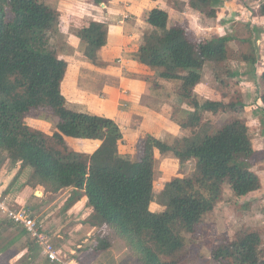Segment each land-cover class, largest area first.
<instances>
[{
    "label": "trees",
    "instance_id": "1",
    "mask_svg": "<svg viewBox=\"0 0 264 264\" xmlns=\"http://www.w3.org/2000/svg\"><path fill=\"white\" fill-rule=\"evenodd\" d=\"M222 3L188 0V6L210 18L216 16ZM258 12L264 15V2ZM57 16L43 0H0V154L5 162L18 165L17 172L25 166L32 168L29 185H42L55 194L69 187L77 199L83 194L95 227L91 241L79 248L89 261L118 238L128 251L130 264H179L178 255L185 246L181 232L195 231L219 200L223 183L236 196L260 187L259 175L249 162L254 148L247 124L241 118H231L210 131L201 128L199 135L179 139L173 145L146 134L139 140L136 158L120 154L122 130L117 121L65 105L59 85L67 64L50 43ZM144 19L149 29L135 56L157 67L159 77L180 80L179 95L188 100L206 70L209 82L216 80L215 67L228 57L231 34L193 32L188 22L170 17L157 6L148 9ZM77 34L87 46L88 57L105 43L104 25L95 20L80 25ZM255 60V56L246 60L251 68L245 74L263 87L258 103L264 111V69L257 74ZM226 73L230 77L238 74L235 70ZM192 105L197 111L213 112L233 106L210 99L199 103L195 98ZM34 108L56 116V129L51 134L25 121ZM191 118L198 116L185 110L181 120L188 125ZM65 136L98 139L99 144L92 152L76 151L66 143ZM154 150L159 157L172 154L179 167L192 161L188 174L172 177L157 194ZM72 194L69 204L74 200ZM152 201L164 205V210H152ZM1 232H7V236H3L0 252L28 234L4 216L0 218ZM260 242L257 231H246L227 245L216 247L212 256L232 258V264H264ZM26 244L30 255L36 251L33 240ZM44 259L46 264H55Z\"/></svg>",
    "mask_w": 264,
    "mask_h": 264
},
{
    "label": "crops",
    "instance_id": "2",
    "mask_svg": "<svg viewBox=\"0 0 264 264\" xmlns=\"http://www.w3.org/2000/svg\"><path fill=\"white\" fill-rule=\"evenodd\" d=\"M174 1L181 3L179 9L171 6ZM231 1H225L229 6L223 10L228 17L225 18L224 14L222 16L218 8L216 16L211 18L210 22L199 26L195 17L200 18L201 13L195 9L189 11L188 0H102L98 3L92 0H52V2L50 0V3H47L58 13L54 30L58 36L53 47L58 57L64 59L67 64L59 85L65 97V105L73 110L99 114L117 121L122 130L118 151L131 158L138 154L139 140L146 134L171 145L179 139L193 138L192 132L197 130L199 133L201 129L198 123L200 120L203 121L204 114L214 112L207 109L197 111L193 108L192 101L195 97L199 103L206 99L217 100L214 98L216 88L209 82L208 73L204 72L187 100L177 93L180 80L159 77L156 74L157 67L149 66L136 58L135 53L142 43L143 34L149 29L144 14L148 9L157 6L165 9L170 17L188 22L195 32L200 30L203 34L210 35V31H216L214 29L218 28L224 30V34H229L235 28L234 22L239 23L238 20L245 13V10L239 11L241 16H238L233 12L235 8L231 6ZM253 9L255 12L258 10L257 7ZM233 13L237 17L230 18ZM220 15L223 20L218 24L217 19ZM257 16L264 17L262 14ZM88 20L103 23L105 31V43L97 47L91 57L85 54L87 46L77 34L80 25ZM215 20L216 22L213 23ZM52 40L54 38L50 37L51 44ZM257 48L255 46V49ZM261 58L264 59V55H261ZM237 60L242 68L241 73L245 74L248 61L239 58ZM254 62H257V59ZM262 64L263 70L264 60ZM234 70L239 72L237 68ZM262 70L259 72L257 70V74ZM185 110L196 113L198 119L191 118V122L184 125L181 118ZM51 116L53 119L49 118ZM51 116L36 118L34 122L38 124H34L36 125L34 127L51 134L56 129L57 122L56 116L53 114ZM65 141L72 149L84 152H92L99 144L98 139L71 136H65ZM157 154L159 157L157 150H154L155 158ZM166 159H172L173 164L179 166L178 159L172 154L160 157V164ZM14 167L18 170V165ZM157 169L160 171L162 168ZM31 171L32 168L29 166L23 168V172L30 174ZM8 174L10 172L3 178V189H5L2 192L3 199L10 194L16 197V201L19 196L26 201V195L32 193L31 186L27 183L22 187L15 186L11 194L9 190L12 187L8 186L10 184ZM160 174L168 175L164 171ZM177 174L176 172L167 179L163 177L162 181L166 182ZM65 190L69 191L70 188L67 187ZM150 208L161 211L165 207L152 201ZM94 228L90 225L86 234L92 233Z\"/></svg>",
    "mask_w": 264,
    "mask_h": 264
},
{
    "label": "rangeland",
    "instance_id": "3",
    "mask_svg": "<svg viewBox=\"0 0 264 264\" xmlns=\"http://www.w3.org/2000/svg\"><path fill=\"white\" fill-rule=\"evenodd\" d=\"M43 1L45 3H50V0ZM225 1L231 0H223L222 5L219 7V13L221 15L224 14L223 10H226V7L229 6V4H225ZM231 2V6L235 8L233 12L238 14V16H241L239 11L245 10V13L240 17L241 19L238 20L239 23L234 22L235 28L232 30V33H229L233 38L228 43V46H230L228 47V57L224 60V63L216 64L215 70L218 72L215 76L216 80L212 78L210 82L216 88L214 98L221 100L226 105L232 103L233 106H228L225 110L219 109L214 113L204 114L203 121L200 120L198 125H200L199 128H209L210 131L231 118L238 117L245 121L254 148L249 162L252 164V169L259 175L261 184L258 189L246 195L236 196L229 185L223 183L219 200L213 209L202 218L195 231L192 233L187 231L181 232L185 240V246L178 255V257H180L179 264H232V258L216 259L212 256V251L218 246L227 245V242L251 230L259 233L261 238L260 248L264 256V111L259 109L258 103L259 95L263 87L255 83L249 74L246 75L241 73L242 68L238 65L239 61L237 60L238 58L248 60L255 56L257 59V62H255L257 66L254 64L256 72L257 70L258 72L262 70V60H264L261 58V55H264V17L257 16V14H260L258 10L256 12L253 11V8H258L264 0H232ZM171 6L175 9H179L181 3L174 1ZM187 7L189 11L193 10V8L188 6V2ZM235 13H233L230 18L235 17ZM221 15L217 19L218 24L223 20V15ZM200 16V18L195 17V20H198L199 26L206 25L210 22L209 20H211L210 17L205 16L203 13H201ZM226 17H228V15H225V18ZM215 22L216 20L213 23ZM214 30L216 31H210L211 34H224V30L222 29L216 28ZM56 36H58V34L53 31L51 33V38H54V40H52V46L56 45ZM254 46L258 48L254 49ZM254 53L255 55H253ZM245 56L248 58H245ZM232 57L233 59H231ZM236 68L241 74L238 72L234 77H230L226 73ZM249 68H251V64L246 65V70ZM206 72L208 71L206 70ZM239 102L242 103V107ZM51 114V112L46 110L34 108L27 114L25 121L34 127L36 126L34 124H38L34 122L36 118L41 116L48 117L51 116ZM49 118L53 119L52 116ZM192 133L193 136H195L198 131L196 130ZM136 156L137 154L132 158L134 159ZM159 158L157 154L154 167V194L159 193L163 188L165 182L162 180L170 178V176L176 172L178 173L176 176H184L190 172L192 167L191 160L186 162L183 166L177 167L176 163L173 164L172 159H166L167 161L162 160L163 163L160 164ZM157 168L162 169L158 171ZM162 171L168 175H161L160 172ZM9 172V186L12 187L10 190L8 189L9 192H11L15 186L19 185L22 187L25 185L30 176L28 172H23V169H20V172L13 177V174L17 172V167L11 165L9 161L5 162L3 153L0 154L1 198H4L2 192L5 190L3 189V178L4 175ZM163 177L164 179H162ZM38 185L39 184L36 183L30 184L32 193L26 195V201H24L21 196H19V199L16 201V197L10 194L5 200L15 206H29L33 210V216L41 223L43 233L48 236L49 241L56 246L61 255L76 258L78 264L131 263L127 249L118 238L112 241L111 246L107 250L101 252L96 257H91L90 261L85 258L83 250L80 249H83V246L91 241L90 237L93 236V231H91L92 233H89V235H87L86 232L94 222L91 218V209L86 204L83 194L79 195L78 193L79 198L77 199L76 197L78 196L77 194H72V189L66 191L65 188L55 194L45 190L42 185ZM71 194V198L74 200L69 204L68 198ZM1 217H3L2 214H0V218ZM3 236H7V232H5L4 235L3 232H1L0 246L3 245ZM31 240H33V238L26 234L19 238L16 243L10 245L6 251H1L0 264H46L45 257L40 251V245L34 240L37 248L36 251L31 252L30 255L26 243ZM71 249H73V251H70ZM222 252L223 249L221 250V253ZM76 256H78L79 259H77Z\"/></svg>",
    "mask_w": 264,
    "mask_h": 264
},
{
    "label": "built area",
    "instance_id": "4",
    "mask_svg": "<svg viewBox=\"0 0 264 264\" xmlns=\"http://www.w3.org/2000/svg\"><path fill=\"white\" fill-rule=\"evenodd\" d=\"M33 210L27 205L15 206L0 196V214L12 220L16 225L25 228L28 235L40 245V251L49 261L55 264H78L74 257L61 255L56 246L43 233L41 223L33 216Z\"/></svg>",
    "mask_w": 264,
    "mask_h": 264
}]
</instances>
